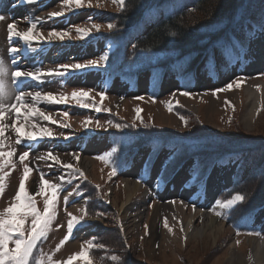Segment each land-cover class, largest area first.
<instances>
[{"label": "rangeland", "instance_id": "374dc122", "mask_svg": "<svg viewBox=\"0 0 264 264\" xmlns=\"http://www.w3.org/2000/svg\"><path fill=\"white\" fill-rule=\"evenodd\" d=\"M192 1L194 0L178 1V7ZM91 2V7L86 6L87 0H85L84 7L76 8L75 4L64 5L63 0H39L38 3L32 4H22L20 0H0V15L6 17L4 21H0V58L10 66L9 47L26 48L24 42L18 38L14 39L10 45L7 25L15 21L17 24L16 30L25 31L30 26L29 21H34L37 23V28L34 31L40 32L46 40H50L48 39L50 30L69 31L70 38L50 40L53 41V44L56 42V46L52 44V49L49 51L53 61L48 62L47 57L49 55L45 56L44 52L42 53L44 59L37 60L36 58L35 61L32 55L37 57L41 54V51H37L36 53H29L27 57L21 59V68L29 71L39 68L42 72H47L56 70L60 65L70 64L71 57L75 58L73 63H86L89 60L99 59L104 54L105 44H109L110 47L114 46V42L110 37L114 29L109 30L107 25L108 23L116 25L115 21L112 20V14L120 13L123 7L119 0H91ZM14 4L16 5L15 7H13ZM247 4L252 14L241 18L233 24L228 35L229 40L227 39L230 43L226 40L229 44L224 47V43H220L223 38L218 43H214L216 45L206 53L201 64L199 63L198 67L196 66L193 69L195 71L194 75L183 83L174 76L178 71L172 62L176 53L162 50L151 52L149 56H142L141 52H137L133 54V58L117 60L113 64L115 67L114 72L112 71L111 61H108L106 70L99 72L95 70L84 71L63 78L45 79L43 83L33 81L30 84H25V91L34 92L38 90L42 93H56L57 95H70L75 90L91 89V100L88 103L91 105L94 102L97 106L109 110L98 113L92 107L81 108L74 101H69L67 104L52 103L49 110L44 108L45 103L38 104V107L46 114H50L53 120L57 122L63 121L69 124L70 127L63 128L59 123L52 124L42 120L35 121L41 126L50 128L56 138H44L40 144H31L30 156L25 158L24 161V164H28L31 168V172L26 178V190L33 193L37 190L41 174H44V178L50 182L55 183L62 182L60 177L64 176V181L72 180V183L68 184L69 187L75 186L77 181L83 178H78V175L74 178L70 174L71 170L66 171L61 167L62 164L71 163L74 167H78L83 171L86 177L84 180L93 188V193L89 198L90 202H87V205L94 204L100 210L92 208L90 212L87 211V214H84L85 208L87 209L86 205H75L76 202L65 205L60 194L57 219L51 225L47 238L38 242L35 250L36 255L43 253L45 256L50 255L54 261L63 262L69 255L79 252L82 246L87 248V242L89 241H93L94 245L100 246L93 247L92 264H228L227 256L231 250L229 245L231 241L239 246L237 251H242L245 256L249 255L248 236H264V232L259 230L261 224H258L254 219L258 210L253 214L246 215L240 222H233L228 214L236 209L237 204L226 213L227 218L217 217L218 222L222 221L224 223L222 234L216 240H214L213 236H208L206 246L203 245L201 239L190 240L189 236L184 235L181 231V223L174 226L172 222L168 221V211L164 205L165 202L177 200L183 202L188 209L192 210L195 209V204L204 201L200 200L197 202L195 200L201 191L200 185H196L197 183L195 184V181L191 179L194 175L191 170L193 167L192 162L188 163V166L174 171V176L166 182L157 179L163 162L175 152L173 146H163L162 149L148 150V144L144 142L127 157L128 164L117 165L115 175H110L113 169L109 164L97 159L98 156L109 153L111 149V140L108 138V132L113 128H109L106 122L109 120L116 121V123L120 121L122 124L121 120H123L125 124L130 125L138 115L135 112L137 108L141 109L139 116L144 124L150 125L148 127L151 128L150 131L160 132L163 137L169 136L165 138L167 140H171V135L181 138V135L188 134L192 129L202 127L208 132L219 136L233 135L239 138H250L264 142V109H259L256 112L252 120L253 124L249 128H245L242 118L249 104L246 88L261 86L264 83V75H262L264 72L262 73L261 69L256 71V67L251 73H248V66H245L247 60L253 59V52H249L251 49L257 55L255 59L264 58V50L260 51L259 49L262 44L264 45V41H262L261 45L259 44L260 39H264V36L259 35L261 37L256 39L255 42L252 37L248 38L253 29L261 30L260 25L264 23V0H248ZM86 8L90 10H86L81 14H73L77 10ZM56 11H62L63 15L60 17L48 16V13ZM162 13L163 11H161ZM143 16L144 18L139 20L137 24L131 26V28H126L128 33L124 35L121 43L124 44L123 40H126L127 44H124V47L127 51L131 50V43L138 38L139 33L150 23V17L153 16L150 6L146 7ZM93 24L101 25L98 32L92 27ZM77 27L88 29L90 35L87 38L80 39L75 30ZM134 28L137 29L135 30ZM129 29H131L130 32ZM104 36H106V40L103 39ZM68 43L72 45L69 47ZM40 44L34 41L32 47L40 49ZM256 44L257 48L255 47ZM60 47L64 49L59 50ZM68 48L70 51H68ZM59 52H62L61 58H59ZM29 56H31L32 60ZM168 57L170 59L166 62L167 71L162 78L156 80V84H153L150 79L151 75L146 72V65L163 62ZM258 66L262 68L261 63ZM120 70L135 74V81L130 83L120 74ZM237 77L243 78L239 88L234 86L230 90L217 92L215 97L212 96V90L225 87ZM8 79L10 82V77ZM259 88L258 90L263 96L264 87L261 86ZM102 91L106 93L104 99H101L97 94ZM181 91H188L191 96H183L180 94ZM138 97H142V99H138ZM211 97L215 99V103L210 102ZM30 100L31 98L29 97ZM169 104L173 106L171 111L168 108ZM179 107L180 111L178 110ZM65 112L68 113L67 117L63 115ZM181 117L187 120V127ZM86 119L93 121L88 130L81 126ZM95 121H99L103 127L96 128ZM8 122L9 120L6 118L5 123ZM135 122L140 125L139 120ZM148 128L138 126L136 129H127L130 134L123 137L122 143L130 146L134 133L140 132L139 129L148 130ZM61 133H63V136L60 135ZM5 136V147L3 150L8 151L15 145L16 137L10 130L6 132ZM65 136L71 138L65 140ZM26 145V141L24 144L15 145V155L10 158L9 164L0 172V174L6 175L5 191L0 193V211L12 202L15 191L18 188L19 179L23 175V164L19 161V155L28 150ZM49 150L58 157L61 164L39 159L40 156L45 155ZM74 153L85 155L91 161L88 172L78 165L77 159L73 158ZM254 153L257 155V152ZM148 159H151V166L144 168V163ZM9 165L10 167L8 168ZM49 165H52L51 168ZM56 165L58 167H55ZM229 169L232 172V162ZM249 171H251V168L248 162L241 172V177L247 176ZM172 172L170 171L169 174H172ZM252 172L253 176L250 177L248 182L247 198L250 200L249 203L256 205L264 201V180L256 182L257 177L264 174V167L263 171H259L257 168L252 169ZM122 178L140 181L139 183L143 186L142 191H147L144 194V198H147L141 210L147 211V207L150 210L157 208L159 219L156 229L158 235L161 236L167 231L163 226L164 219L167 218L169 227L173 231L177 228L179 230V235L176 239L170 238L168 243L158 238L150 241L148 239L150 231L147 236L145 235L144 225H149V222L146 221H143L144 223L141 222V225L136 229L134 228L132 232L126 233L118 212V204L113 202V196L118 199V203L123 196V191L121 190ZM153 182H157L158 185L157 192H154L155 195L151 194L150 189H146L148 185H153ZM140 197L142 198L143 194ZM72 198L70 197V200ZM35 199L39 210H43V198L36 196ZM70 200L69 202H71ZM149 204L152 205L151 208ZM66 207H68L69 211ZM212 207H215L214 203H210L206 209L208 210ZM69 213L77 217L83 215V222L74 229L71 239L57 250L60 240L67 234V230L64 229H67V220L70 218ZM98 213L102 215L98 216ZM263 218L264 215L261 219ZM196 224L201 225V219H196ZM83 227L90 229L89 233L84 234L86 229L80 233ZM237 229H239V234H237ZM250 232L253 234H248ZM95 238L99 240L96 242ZM113 256L117 257V259L112 260ZM75 264H81V261L77 260Z\"/></svg>", "mask_w": 264, "mask_h": 264}, {"label": "snow or ice", "instance_id": "6c2138e0", "mask_svg": "<svg viewBox=\"0 0 264 264\" xmlns=\"http://www.w3.org/2000/svg\"><path fill=\"white\" fill-rule=\"evenodd\" d=\"M39 0H20L22 4H32L38 3ZM121 6L123 7L125 0H119ZM64 5L75 4L76 8H81L85 6V0H63ZM16 5L14 4L13 7ZM88 7L92 6L91 0H87ZM63 15L62 11L50 12L49 17H60ZM6 17L0 15V21H4ZM30 26L25 31H19L17 29V24L15 21L7 25L8 40L11 42L14 39H19L24 42L26 48L9 47V56L11 57V65H7L5 61L0 58V172L9 164L10 158L15 155V145L24 144L27 142L25 150L19 155V161L23 164V175L19 179L18 188L15 191V195L12 202L0 211V264H75L77 260L81 261V264H92V258L90 256V251L93 247H100L99 245H94L93 241H89L88 247H81L79 252L73 253L67 257L63 262L54 261L50 255L45 256L43 253L40 255L35 254L38 242L46 239L51 225L57 219V208L58 201L61 192L63 191L61 183L50 182L44 178V174H41L40 180L38 182L37 190L33 193L26 190V178L31 172V168L28 164H24L25 158L30 156L31 144L39 143L44 138L54 139L55 134L48 127L41 126V124L35 122L36 120L47 121L52 124H57L63 128H69L70 125L64 123L63 121L57 122L53 120L50 114H46L44 111L38 107L39 103H54V104H67L69 101H74L81 108L92 107L96 112L109 111L97 106L94 102L90 105L88 103L91 100L89 90H75L70 95L66 94H53V93H42L41 91H25L24 86L26 83H31L33 81L43 83L45 79L53 78H63L75 73H80L84 71H101L106 70L107 63L110 59L109 53L105 52L99 59L89 60L86 63H72L63 64L58 66L56 70H49L47 72H42L39 68L34 71H29L20 67V61L24 57H27L29 53H36L37 51H42L32 47V43L40 42L43 40V36L40 32L34 31L37 28V23L34 21H29ZM92 27L99 31L101 25L93 24ZM109 30H113L116 26L112 23L107 25ZM261 30H264V23L260 25ZM77 36L80 39L87 38L90 35L88 29H82L77 27ZM175 35V33H172ZM65 37L70 38L69 31H56L50 30L48 33V39H59L64 40ZM135 47V45H133ZM23 54V55H22ZM11 69V70H10ZM264 75V74H262ZM10 77V82L9 78ZM242 77H237L230 81L225 87L212 90V96H216L217 92H224L232 89L234 86L239 88L241 86ZM101 99L106 96L105 92L97 93ZM183 96H191L188 91H181ZM29 97L31 100L29 101ZM142 99V97H138ZM171 111L173 106L168 105ZM138 114L132 124H121L115 123L111 120L107 121L106 124L109 128H115L117 131H122L126 128L136 129L138 126L149 127L150 125L144 124L142 118L139 116L141 109H135ZM65 117L68 113H63ZM6 118L9 120L5 123ZM184 120L183 117H181ZM136 120L140 121V125H137ZM231 120V118H229ZM93 121L86 119L82 122V127L86 130L89 129L90 124ZM187 120H184V124L187 127ZM96 128H101L103 125L99 121H95ZM11 131L15 134L16 140L15 145L11 150L4 151L6 132ZM63 136V133L60 134ZM71 137L65 136L64 139H70ZM117 152V148L113 147L111 152L105 153L98 156L97 159L104 161L105 164H109L113 171L110 175L116 174V165L112 162V155ZM78 154L74 153L73 158H77ZM41 160H50L56 164H61L60 160L56 155H53L51 150L47 151L45 155L39 157ZM172 160V157H168V160L164 161L162 164L161 172L166 171L168 163ZM52 165H49L51 168ZM145 166H151V159L145 161ZM61 167L64 170H71V175L75 178L77 175L80 178L86 179L83 171L74 167L71 163L62 164ZM193 172L198 173V162L193 165ZM162 176L157 179L162 180ZM5 179L6 175L0 174V193L5 191ZM191 179L193 181L199 180L198 174H194ZM62 182L68 184L72 183V180L64 181V176L60 177ZM138 182H140L138 180ZM98 187V186H97ZM158 189V185H156ZM79 188L73 189L67 195L63 196L65 205L70 200V197L74 194L79 195ZM36 196L43 198V210H39L36 202ZM246 200L244 194H235L231 199L220 200L217 199L214 204L220 209V211H214V214L218 217L227 218L226 213L232 210L237 204L242 203ZM170 203H176V201H171ZM182 203V202H181ZM151 208L152 205L149 204ZM84 214H87V209L84 210ZM69 219L67 220V234L60 240L57 245V250L64 245L67 241L71 239V234L74 229L81 225L84 216L79 217L68 214ZM102 215L100 213L97 214ZM169 233L173 231L169 227L167 218L164 219L163 225ZM145 235L149 234V225L145 224ZM183 231V228H181ZM237 234H239V229H237ZM253 234V233H248ZM239 243V241H237ZM11 245V246H10ZM117 257L113 256L112 260H116Z\"/></svg>", "mask_w": 264, "mask_h": 264}, {"label": "trees", "instance_id": "16d2710c", "mask_svg": "<svg viewBox=\"0 0 264 264\" xmlns=\"http://www.w3.org/2000/svg\"><path fill=\"white\" fill-rule=\"evenodd\" d=\"M178 1L183 2V0H126L124 9L116 15L112 14V20L115 21L116 27L119 29L114 33L118 39L119 47L111 57L112 66L122 58H127V60L133 58V54L137 52H141L142 56H149L151 52L162 50L170 53L175 52L176 56L172 62L178 71L174 76L183 83L194 75L193 69L198 67L199 63L201 64L206 53L216 45L214 43H218L223 38L220 43H224V47L229 44L228 35L233 24L252 14L248 8V0H194L181 7H178ZM149 6L153 15L150 17L151 21L139 33L138 38L131 43V50L127 51L124 47V44H127L126 40H123L124 44L121 43L124 35L128 33L126 28H131L139 20H142L144 18L143 12ZM161 11H163L162 14ZM130 31L131 29H129ZM169 59L168 57L163 62L146 65V72L151 75L153 83L164 76L168 69L166 62ZM133 75L130 73L129 77L132 78ZM178 110L180 111V107ZM121 121L122 124H125L123 120ZM127 129L129 128L117 131L114 128L113 131L108 132L111 149L117 148V152L111 158L116 167L119 164H128L127 157L144 142L148 144V150L162 149L163 146L175 148L172 160L167 165L166 173L178 168L188 158H194L198 162V174L202 175L212 163L221 161L231 154H241L242 160L236 178L235 192L244 194L246 200L239 203L236 209L230 213V220L240 221L264 204L262 201L253 205L249 203L250 200L247 198L248 182L253 176L252 169L258 168L259 171H263L264 167V142L261 140L239 138L233 135L219 136L202 127L192 129L188 134L181 135V138L171 135V140H167L165 138L169 136L163 137L160 132H152L150 131L151 128H148V130L139 129L140 132L134 133V137L131 139L132 143L127 146L122 143L123 137L130 134ZM254 152H257V155ZM248 162L251 171L247 172V176L241 177V172ZM262 180H264V174L259 175L256 182ZM81 189L89 195L93 193V188L85 180L81 184ZM92 208L100 210L94 204L87 205L88 212ZM95 240L97 242L99 239L95 238ZM93 254L92 248L90 256Z\"/></svg>", "mask_w": 264, "mask_h": 264}, {"label": "bare ground", "instance_id": "6f19581e", "mask_svg": "<svg viewBox=\"0 0 264 264\" xmlns=\"http://www.w3.org/2000/svg\"><path fill=\"white\" fill-rule=\"evenodd\" d=\"M260 40L259 44L261 45L264 39L261 38ZM39 43H41L40 47L42 48V51L41 54L37 57L35 55H32L35 61L36 58L37 60L44 59V55H49V51L52 49V42L49 40L43 39ZM262 45L261 48H259L260 51L264 50V45ZM68 51L70 50L68 49ZM43 52L45 53L44 55L42 54ZM249 52H253L252 60H254H251L250 64L247 67V72L251 73V71H253L254 68L258 67L260 63L261 65L264 63V58L259 57V59H255V56L257 57V55L254 53V51L251 49L249 50ZM61 54L62 52L58 54L60 55L59 58H61ZM29 58L31 59V56H29ZM47 61H53L50 55L47 57ZM261 86L264 87V83ZM261 86L257 85L253 88H246L249 104L242 117L245 128L251 127L253 124L252 120L254 119L256 112L259 109H264V95L262 96L260 90H258ZM210 102L215 103V99L211 97ZM50 104L52 103H45L44 108L46 110H49ZM76 159L78 165L86 172H88L91 164V161L88 159V157L78 154V157ZM230 167L231 162H229L224 168L220 170H213L208 175L205 181L204 192H201V194L204 196V198L201 200L204 201H200L198 204H195V209H188L185 204H183V202L181 203L177 200H171L176 201V203L174 204L170 203L171 201L164 203L168 211V221L172 222L174 226L181 223L183 228L182 233L186 236H189L190 240L201 239L203 245L206 246L208 236H213L214 240L221 236L222 230L224 228V223L222 221L218 222V216L215 215L214 211L212 210L215 209V211H218L219 208L216 206L208 210L206 208L210 205V203L213 204L215 202L218 196V190L227 186L229 177L232 173L229 169ZM142 187V184H140L138 181H134L133 179L129 178H122L121 190L123 191V196L122 198H120L119 203L118 199L113 196V202L115 204H118V212L120 214V218L126 233L132 232L134 228L136 229L139 225H141V222L146 221L149 222L150 235L148 239L150 241L158 238L160 240L167 241L168 243L170 238L176 239L179 235L178 228L171 233L166 231L165 234H161V236L158 235L156 229V226L158 225L157 221L159 219L157 208H153L152 210H150L147 207V211L141 210V207L144 205V202L147 198H144V194H146L147 191H142ZM140 193L143 194L142 198L140 197ZM263 215L264 206L258 210V213H256L254 219L258 224H261V229L264 232V218L261 219ZM196 219H201V225H195ZM89 231L90 229H86L84 234L89 233ZM247 243L249 246V255L245 256L242 251H237L239 249V246L231 241V243L229 244L231 250L227 256L228 264H264V236H248Z\"/></svg>", "mask_w": 264, "mask_h": 264}]
</instances>
